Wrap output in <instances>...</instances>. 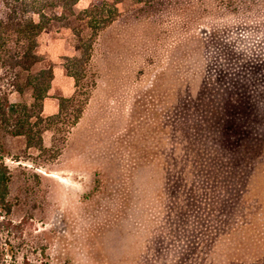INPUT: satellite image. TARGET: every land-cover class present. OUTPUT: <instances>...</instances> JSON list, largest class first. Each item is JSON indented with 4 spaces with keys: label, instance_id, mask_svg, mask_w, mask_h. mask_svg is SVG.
Masks as SVG:
<instances>
[{
    "label": "rangeland",
    "instance_id": "1",
    "mask_svg": "<svg viewBox=\"0 0 264 264\" xmlns=\"http://www.w3.org/2000/svg\"><path fill=\"white\" fill-rule=\"evenodd\" d=\"M117 7L78 123L41 149L0 133L16 264H264V0ZM88 35L54 24L39 67L50 41L63 67Z\"/></svg>",
    "mask_w": 264,
    "mask_h": 264
},
{
    "label": "trees",
    "instance_id": "2",
    "mask_svg": "<svg viewBox=\"0 0 264 264\" xmlns=\"http://www.w3.org/2000/svg\"><path fill=\"white\" fill-rule=\"evenodd\" d=\"M0 14V133L22 138L26 149H41L43 134L55 126H64L68 133L82 117L95 87L87 81L91 53L98 35L117 20V5L123 0H98L87 8L76 11L79 0H1ZM150 3L155 0H141ZM71 23L77 27H71ZM54 24L71 29L86 41L77 48L79 57L64 58L63 68L74 80V93L69 98L56 97L58 111L44 116L43 101L48 96L54 78L53 64L38 54V39ZM31 92V103L10 102L12 92L22 96ZM6 150L0 140V264H16V251L11 244L13 230L18 227L11 220L12 203L9 199L11 173L4 163ZM23 264H30L27 259Z\"/></svg>",
    "mask_w": 264,
    "mask_h": 264
},
{
    "label": "crops",
    "instance_id": "3",
    "mask_svg": "<svg viewBox=\"0 0 264 264\" xmlns=\"http://www.w3.org/2000/svg\"><path fill=\"white\" fill-rule=\"evenodd\" d=\"M41 54V46L38 47ZM58 50V56H68V47L66 44L61 43V40L50 41L46 46V51L44 54H47L50 57V60L53 62V74L54 78L51 82L50 90L48 91V96L43 101L42 113L45 116L55 115L58 111V102L56 97L69 98L74 93V80L67 75L66 71L61 65H58L54 62L55 54L54 51ZM57 93L56 96L53 94ZM91 100V99H90Z\"/></svg>",
    "mask_w": 264,
    "mask_h": 264
}]
</instances>
